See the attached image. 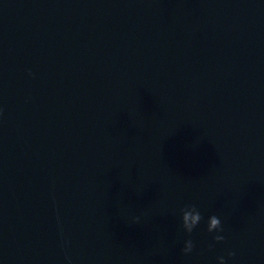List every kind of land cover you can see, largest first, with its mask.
<instances>
[{
  "label": "water",
  "instance_id": "obj_1",
  "mask_svg": "<svg viewBox=\"0 0 264 264\" xmlns=\"http://www.w3.org/2000/svg\"><path fill=\"white\" fill-rule=\"evenodd\" d=\"M0 264H264V0H0Z\"/></svg>",
  "mask_w": 264,
  "mask_h": 264
},
{
  "label": "clouds",
  "instance_id": "obj_2",
  "mask_svg": "<svg viewBox=\"0 0 264 264\" xmlns=\"http://www.w3.org/2000/svg\"><path fill=\"white\" fill-rule=\"evenodd\" d=\"M219 227H220V224L218 225V228L217 229H219ZM186 229L188 231H191L192 228H186ZM215 239H223V237L222 236L221 237H216ZM191 249H192V243H191V241H188L186 243V246L184 248V251L185 252H189V251H191ZM229 255H232V253H229ZM220 260L223 262V257H221Z\"/></svg>",
  "mask_w": 264,
  "mask_h": 264
}]
</instances>
